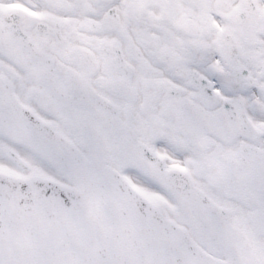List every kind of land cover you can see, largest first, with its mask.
Returning a JSON list of instances; mask_svg holds the SVG:
<instances>
[{
    "label": "snow or ice",
    "instance_id": "6c2138e0",
    "mask_svg": "<svg viewBox=\"0 0 264 264\" xmlns=\"http://www.w3.org/2000/svg\"><path fill=\"white\" fill-rule=\"evenodd\" d=\"M0 264H264V0H0Z\"/></svg>",
    "mask_w": 264,
    "mask_h": 264
}]
</instances>
